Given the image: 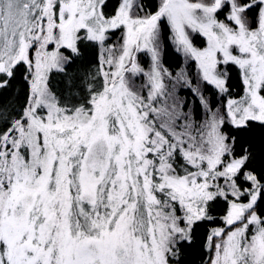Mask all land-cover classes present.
Listing matches in <instances>:
<instances>
[{"label": "snow or ice", "instance_id": "obj_1", "mask_svg": "<svg viewBox=\"0 0 264 264\" xmlns=\"http://www.w3.org/2000/svg\"><path fill=\"white\" fill-rule=\"evenodd\" d=\"M193 254L264 264V0H0V264Z\"/></svg>", "mask_w": 264, "mask_h": 264}, {"label": "trees", "instance_id": "obj_2", "mask_svg": "<svg viewBox=\"0 0 264 264\" xmlns=\"http://www.w3.org/2000/svg\"><path fill=\"white\" fill-rule=\"evenodd\" d=\"M180 61H179V58L178 57H176V55L173 53L171 56H170V58H169V60H168V63H169V65L173 68V69H175V66L179 63ZM237 83H238V81H237ZM238 90V89H237ZM200 254H193L192 256H191V258L188 260V262H187V264H199V261H200Z\"/></svg>", "mask_w": 264, "mask_h": 264}]
</instances>
